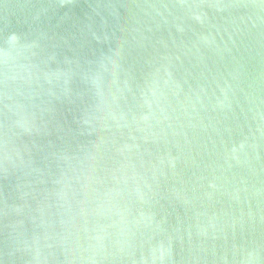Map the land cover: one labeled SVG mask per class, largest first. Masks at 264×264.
<instances>
[{
	"label": "water",
	"instance_id": "1",
	"mask_svg": "<svg viewBox=\"0 0 264 264\" xmlns=\"http://www.w3.org/2000/svg\"><path fill=\"white\" fill-rule=\"evenodd\" d=\"M0 264H264V0H0Z\"/></svg>",
	"mask_w": 264,
	"mask_h": 264
}]
</instances>
